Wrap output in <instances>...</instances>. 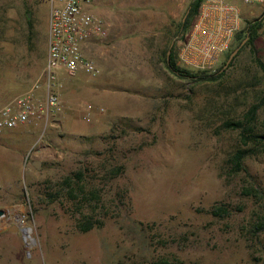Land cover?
<instances>
[{"label": "rangeland", "instance_id": "obj_1", "mask_svg": "<svg viewBox=\"0 0 264 264\" xmlns=\"http://www.w3.org/2000/svg\"><path fill=\"white\" fill-rule=\"evenodd\" d=\"M191 2H99L110 34L95 51L100 75L60 70L49 119L0 134V264H264V151L235 172L229 156L257 145L227 127L264 99V28L219 81L182 79L165 61L175 42L179 66L206 71L179 58L190 31L174 39ZM242 6L246 22L264 14ZM50 10L0 0V109L39 79ZM88 106L105 112L88 122ZM253 130L264 135V106ZM88 218L102 224L85 233Z\"/></svg>", "mask_w": 264, "mask_h": 264}, {"label": "built area", "instance_id": "obj_2", "mask_svg": "<svg viewBox=\"0 0 264 264\" xmlns=\"http://www.w3.org/2000/svg\"><path fill=\"white\" fill-rule=\"evenodd\" d=\"M49 1L46 64L29 92L0 109V134L49 119L52 110L61 106L57 93L60 70L71 77L81 72L92 77L101 73L94 56L96 47L110 35L109 25L92 10L104 0ZM242 5L264 6V0H203L196 22L180 49V60L188 67L215 69L246 26ZM104 112V108L94 112L93 107L88 106L86 120L90 122L92 115Z\"/></svg>", "mask_w": 264, "mask_h": 264}, {"label": "trees", "instance_id": "obj_3", "mask_svg": "<svg viewBox=\"0 0 264 264\" xmlns=\"http://www.w3.org/2000/svg\"><path fill=\"white\" fill-rule=\"evenodd\" d=\"M203 0H192L189 5L184 17L178 26L177 32L175 33L174 39L179 38L181 34H184L186 31H190L197 19L199 10ZM264 28V14L259 18H256L251 21L246 22L245 28L236 36L235 41L236 45L230 48L227 56L226 62L215 72L212 71H194L190 69L183 68L178 65L176 60L175 46L176 42L165 50V61L167 68L182 79H190L197 83L205 82H217L224 77L226 72L232 67L234 60L239 57L247 48H250L254 52H257V43L261 38V30ZM187 35V34H186ZM184 36V41L186 39ZM183 41V42H184ZM245 42V43H244ZM244 43V44H243ZM183 45V44H182ZM239 48L238 54L232 60L228 67L226 64L230 58V55ZM170 52V55H169ZM258 64L260 68L264 71V62L261 59H258ZM264 106V99L257 106H254L250 111L251 120L249 123L244 124V122L239 121L237 123H228L227 127L230 129H240L242 141L248 145L250 142H254L257 145V149H241L232 153L229 156L228 162L233 166L235 172L245 171V161L248 157L264 151V135L256 134L253 130V125L257 119L259 111ZM252 193V192H251ZM248 193V194H251ZM102 223L94 222L91 218H88L86 221L79 224V229L83 232L91 231L95 226Z\"/></svg>", "mask_w": 264, "mask_h": 264}, {"label": "water", "instance_id": "obj_4", "mask_svg": "<svg viewBox=\"0 0 264 264\" xmlns=\"http://www.w3.org/2000/svg\"><path fill=\"white\" fill-rule=\"evenodd\" d=\"M28 15L30 16V14H28ZM244 43H245V42H244ZM244 43H243V44H244ZM238 52H239V48L236 49V50L230 55V58H229V60H228V62H227V64H226V67L229 66V64L232 62V60H233V59L235 58V56L238 54ZM169 55H170V52H169ZM34 166H36V167L38 168L39 164H38V163H34ZM2 215H3V212L0 211V216H2ZM16 229H17V228H16ZM18 230H20V231L24 234V240H25L27 246H30L31 243H34V242H35V240L31 237V232H32V229H31V228H22V229H18ZM14 231H16V230H12V232H14ZM28 240H30V242H29Z\"/></svg>", "mask_w": 264, "mask_h": 264}, {"label": "bare ground", "instance_id": "obj_5", "mask_svg": "<svg viewBox=\"0 0 264 264\" xmlns=\"http://www.w3.org/2000/svg\"><path fill=\"white\" fill-rule=\"evenodd\" d=\"M13 219H14V218H13ZM15 220H16L18 223H20V224L23 223V217H22L21 215H19V214H16V215H15Z\"/></svg>", "mask_w": 264, "mask_h": 264}, {"label": "crops", "instance_id": "obj_6", "mask_svg": "<svg viewBox=\"0 0 264 264\" xmlns=\"http://www.w3.org/2000/svg\"><path fill=\"white\" fill-rule=\"evenodd\" d=\"M40 148H41V151H37V152H43V151H45V146H41Z\"/></svg>", "mask_w": 264, "mask_h": 264}]
</instances>
